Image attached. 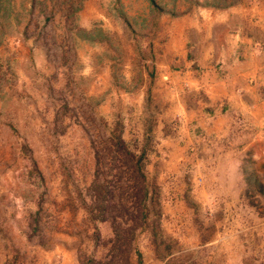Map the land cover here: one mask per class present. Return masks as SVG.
<instances>
[{"label":"rangeland","instance_id":"1","mask_svg":"<svg viewBox=\"0 0 264 264\" xmlns=\"http://www.w3.org/2000/svg\"><path fill=\"white\" fill-rule=\"evenodd\" d=\"M262 1L44 0L33 9L0 0V264H99L116 253L111 223L94 210L97 175L109 194L133 193L115 135L145 152L153 210L122 264H264V189L254 198L251 161L248 211L200 200L196 182L160 181L147 170L151 141L125 138L145 122L142 93L172 22ZM72 4L80 9L67 23ZM160 107L146 98L147 110ZM219 186L229 185L208 187Z\"/></svg>","mask_w":264,"mask_h":264},{"label":"crops","instance_id":"2","mask_svg":"<svg viewBox=\"0 0 264 264\" xmlns=\"http://www.w3.org/2000/svg\"><path fill=\"white\" fill-rule=\"evenodd\" d=\"M257 3L176 18L150 91L142 93L145 122L125 135L151 141L147 170L160 181L177 187L196 182L200 200L243 203L245 210L253 194L246 162L256 169L254 198L262 199L264 189V1ZM149 95L161 102L158 113L145 108ZM209 184L229 186L215 191Z\"/></svg>","mask_w":264,"mask_h":264},{"label":"trees","instance_id":"3","mask_svg":"<svg viewBox=\"0 0 264 264\" xmlns=\"http://www.w3.org/2000/svg\"><path fill=\"white\" fill-rule=\"evenodd\" d=\"M42 3H44V0H32L33 9L38 5L41 9L44 8L45 6H41ZM79 9L80 6L76 7L74 4L65 9L67 23L70 22ZM110 142L115 148L113 152L118 156L116 157L117 160L122 161L126 166L127 172L124 171L123 174H129V179L133 183L130 189L133 190V193H128L124 189L118 196L109 194L110 192L105 190V186L101 183L98 175L96 177L94 184L99 195L96 196L97 201H95L94 210L102 216L101 221L111 223L115 234V246L113 247L117 249L115 254L108 256L106 262H100L99 264H122L121 262H124L127 258V251L137 232L150 226L149 220L153 213L152 196L145 185V152L138 155L128 147L121 136L115 135L113 139H110ZM103 158L97 152L98 163ZM103 214H107V217H103ZM138 255L141 256L139 252Z\"/></svg>","mask_w":264,"mask_h":264}]
</instances>
